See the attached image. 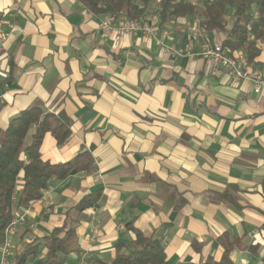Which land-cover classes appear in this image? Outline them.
I'll return each mask as SVG.
<instances>
[{
    "label": "crops",
    "instance_id": "crops-1",
    "mask_svg": "<svg viewBox=\"0 0 264 264\" xmlns=\"http://www.w3.org/2000/svg\"><path fill=\"white\" fill-rule=\"evenodd\" d=\"M193 20L151 22L154 37H107L75 0H0V32L10 34L0 50V133L33 107L65 112L72 136L58 146L48 135L43 159H95L92 172L51 183L49 209L39 200L15 211L26 216L9 264L63 226L77 235L67 264L112 263L118 243L132 251L131 227L161 241L168 264L220 260L225 233L251 248L232 250L233 264H264V82L257 94L253 81L211 76L198 54L226 35L196 36ZM157 40L185 54H166ZM249 67L264 81V52ZM97 193L99 207L78 212Z\"/></svg>",
    "mask_w": 264,
    "mask_h": 264
},
{
    "label": "trees",
    "instance_id": "trees-1",
    "mask_svg": "<svg viewBox=\"0 0 264 264\" xmlns=\"http://www.w3.org/2000/svg\"><path fill=\"white\" fill-rule=\"evenodd\" d=\"M75 1L96 17L122 14L139 21L146 15L157 14L161 29L181 19H199L200 28L208 36L225 34L220 42L223 47L230 55L244 53L251 65L256 64L264 52V0ZM72 125L65 112L46 113L41 107H33L13 118L6 131L0 133V245L5 239V229L17 214L15 211L27 209L39 201L53 181L63 182L73 173L95 169V159L88 151L59 164L43 159L45 138L50 135L58 146H63L72 136ZM31 131L34 132L27 143ZM100 197L99 193L85 196L76 207L78 212L98 208ZM131 231L135 236L132 251L126 254L124 246L118 243L116 257L110 264H168L161 241L145 236L135 227H131ZM76 241L75 228H55L41 241L26 245L10 264H31L38 257L41 246L46 254L35 264H67ZM219 243L223 249L221 259L208 258L203 264H233L232 250L250 248L243 245L241 237L227 233L219 238Z\"/></svg>",
    "mask_w": 264,
    "mask_h": 264
},
{
    "label": "built area",
    "instance_id": "built-area-1",
    "mask_svg": "<svg viewBox=\"0 0 264 264\" xmlns=\"http://www.w3.org/2000/svg\"><path fill=\"white\" fill-rule=\"evenodd\" d=\"M93 17L94 14L89 12ZM159 19L158 15H155L149 22L145 20L133 21L126 15H106L104 17H98L100 28L105 36H133L143 34L145 37H154L156 32L153 24ZM13 29V25L11 26ZM191 33L194 35L200 34V20L194 19L192 25L189 26ZM8 32H0V50L5 41L9 38ZM161 50L166 54H173L177 56H183L185 53L183 50L178 49L173 45H167L162 40H157ZM206 60L209 66V73L213 77H221L226 74L232 75L236 81L250 80L254 82V92L261 93L263 79L260 73H251V68L247 61V57L244 53H236L230 55L229 51L223 47L221 43L206 42L202 51L198 54ZM40 200L45 201L46 207H51V201L48 198L47 191L43 193ZM17 199L14 197V202ZM26 214L17 213L12 220L11 224L5 229L4 242L0 245V264H9L10 256L12 253L13 245L11 238L17 232L18 226L24 221Z\"/></svg>",
    "mask_w": 264,
    "mask_h": 264
},
{
    "label": "rangeland",
    "instance_id": "rangeland-1",
    "mask_svg": "<svg viewBox=\"0 0 264 264\" xmlns=\"http://www.w3.org/2000/svg\"><path fill=\"white\" fill-rule=\"evenodd\" d=\"M30 136H31V132H30V134H28V136H27V139H26V141H27V143L30 141ZM13 245V244H12ZM12 251H13V249H12ZM20 251H18L16 254H18ZM11 255H12V253H11ZM14 255V254H13ZM12 259L11 260H13V258L14 257H11Z\"/></svg>",
    "mask_w": 264,
    "mask_h": 264
}]
</instances>
